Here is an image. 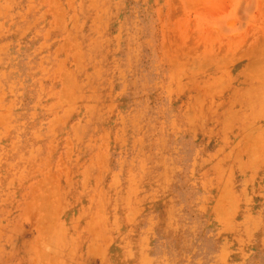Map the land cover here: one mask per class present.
Returning <instances> with one entry per match:
<instances>
[{
	"label": "rangeland",
	"instance_id": "1",
	"mask_svg": "<svg viewBox=\"0 0 264 264\" xmlns=\"http://www.w3.org/2000/svg\"><path fill=\"white\" fill-rule=\"evenodd\" d=\"M0 264H264V0H0Z\"/></svg>",
	"mask_w": 264,
	"mask_h": 264
}]
</instances>
